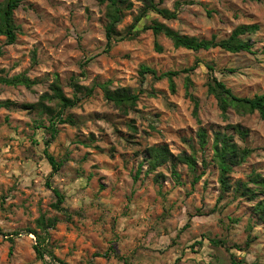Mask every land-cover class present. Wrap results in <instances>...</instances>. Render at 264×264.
<instances>
[{"label":"rangeland","instance_id":"1","mask_svg":"<svg viewBox=\"0 0 264 264\" xmlns=\"http://www.w3.org/2000/svg\"><path fill=\"white\" fill-rule=\"evenodd\" d=\"M176 1L175 19L149 11L131 31L144 4L125 0L130 6L109 48L104 0H22L15 10L16 41L6 45L0 36V79L21 82L0 83V264H56L49 254L36 258L29 232L42 233L49 219L55 225L46 230L45 247L65 264H264L256 207L264 192L252 184L264 178V121L256 112H222L207 91L216 78L237 97L264 92V0H163L159 8L173 11ZM154 22L196 41L234 38L250 52L175 48L146 29ZM143 66L156 76H141ZM169 72L177 73L173 90ZM53 85L67 98L74 85L95 89L90 97L77 94V104L61 115L69 122L56 124L51 138L56 101L42 102L51 114L28 107L52 95ZM97 85L128 88L138 100L121 109ZM216 134L251 150L225 176L226 191L214 158ZM162 147L171 158L152 167L151 151ZM45 149L64 161L54 174ZM183 155L194 157V172ZM45 183L63 196L61 210Z\"/></svg>","mask_w":264,"mask_h":264},{"label":"trees","instance_id":"2","mask_svg":"<svg viewBox=\"0 0 264 264\" xmlns=\"http://www.w3.org/2000/svg\"><path fill=\"white\" fill-rule=\"evenodd\" d=\"M106 1V14L105 17L107 19V25L105 27V38L107 40V48L110 47L111 41L113 40V35L115 34V29L117 25L121 22L123 17V7L126 5L125 0H104ZM163 0H159L158 4H155L152 0H143V8L141 9L140 13L134 18L133 23L130 25V30L134 29L136 25L142 20V18L149 12H154L161 16L164 19L171 20L175 19L177 15V11L181 5L180 1H176L174 3L173 11H169L167 9L159 8V4L162 3ZM22 0H4L3 6L0 8V36L5 38L6 45H12L16 41V27L14 25L13 14L15 10L19 7ZM130 4H127L125 8H129ZM255 27H249L248 30H253ZM146 29H151L155 35L163 34L165 37L171 40L173 46L175 48H183L192 51H199V50H209L212 48L219 47L227 52L230 53H239V52H250L249 44L241 41H235L234 38L216 43L214 39L211 41H196L193 38H188L186 36H182L177 32L169 29L165 25L154 22L151 26L147 27ZM235 36V35H234ZM155 49L160 52V46L155 43ZM2 55V47L0 46V56ZM194 65L190 69H183V72H188L195 69ZM209 70L212 71V67H209ZM140 75L143 76L145 74H149L152 76H156V73L153 69L148 67H141L140 68ZM177 73L169 72L166 73L164 76L169 77L170 81V88L173 90L174 85L172 83L171 77L176 75ZM1 84L14 86L20 84L18 77L11 78V79H0ZM73 96L72 98H67L63 95L61 89L58 85H53L52 95H42L40 97V101L36 105L29 106L28 108H36L39 107L40 111L48 110V113L51 114V109H48L42 103L44 100H53L56 101L57 105L59 106L60 110L51 118H53V122L50 124V132L51 138H54L56 134V124H66L69 121L67 119H62V113L69 108L74 107L80 98L77 96L78 93H81L84 90L83 97H90L95 89V87L91 88H82L78 87L77 85L73 86ZM97 87L103 92L104 99L116 107L125 109L127 105H134L137 100L138 96L136 94H132L128 88H118L115 90L110 91L106 88V85H97ZM207 91L210 95H212L216 101L219 109L222 112H225L227 109H234L238 113H254L256 112L260 119L264 121V92L261 95H255L252 98H242L237 97L232 93V91L227 88L222 82L218 81L216 78H212L211 82L207 84ZM5 103L0 102V107L4 106ZM197 105L195 104V108ZM234 130L243 135L242 131L237 127H233ZM199 144L203 146L205 144V133L204 131H199L197 134ZM214 158L217 163V167L220 173V184L224 191L227 189V183L225 181V176L231 172V168L233 165L240 164L244 160L246 156H248L251 152L249 149H239L234 144H232L224 135L216 134L214 138ZM152 158H151V165L152 167H157L165 163L169 157V153L167 150L162 148L152 149ZM44 156L51 168V174H54L59 171V169L64 164V161H56V159L50 155L47 150H44ZM180 161L185 164L188 169L192 172L195 170V159L193 156H186L183 155L180 157ZM174 177L178 178V174L173 172ZM200 176V175H199ZM199 176H194L192 184H195L199 180ZM252 184H254L255 189L259 192H264V178L255 176L252 179ZM46 187L50 189L57 199L54 208L56 210H61L60 205L63 203V196L61 195L60 191L56 188L50 186L49 183H45ZM246 190V188L244 187ZM251 195H256L255 191L250 190L248 191ZM259 214L263 217L264 221V201H261L256 205ZM55 225V220L49 219L47 224L42 225V233L38 234L35 231H29L31 234L35 236V244L33 245V250L36 254V258L39 260H43L44 255L49 254L53 260L57 261L56 264H65L64 262L56 259L45 247L47 242V233L46 230L52 228ZM10 242L11 239H10ZM215 245L219 244L217 242H213ZM248 245V242L247 244ZM12 248V247H11ZM10 248V251H11ZM233 258V257H231ZM232 260V259H231ZM233 264H236L232 261Z\"/></svg>","mask_w":264,"mask_h":264}]
</instances>
